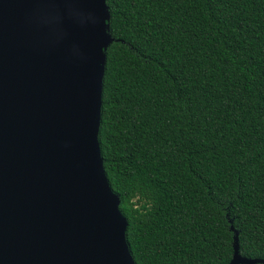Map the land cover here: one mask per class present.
<instances>
[{
    "label": "trees",
    "instance_id": "obj_1",
    "mask_svg": "<svg viewBox=\"0 0 264 264\" xmlns=\"http://www.w3.org/2000/svg\"><path fill=\"white\" fill-rule=\"evenodd\" d=\"M106 3L98 142L135 264H228L234 232L264 259V0Z\"/></svg>",
    "mask_w": 264,
    "mask_h": 264
},
{
    "label": "water",
    "instance_id": "obj_2",
    "mask_svg": "<svg viewBox=\"0 0 264 264\" xmlns=\"http://www.w3.org/2000/svg\"><path fill=\"white\" fill-rule=\"evenodd\" d=\"M110 16L0 0V264H135L98 142ZM233 238L228 264L264 263Z\"/></svg>",
    "mask_w": 264,
    "mask_h": 264
}]
</instances>
